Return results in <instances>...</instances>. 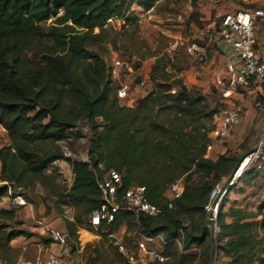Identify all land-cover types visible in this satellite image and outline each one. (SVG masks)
<instances>
[{"label":"trees","instance_id":"1","mask_svg":"<svg viewBox=\"0 0 264 264\" xmlns=\"http://www.w3.org/2000/svg\"><path fill=\"white\" fill-rule=\"evenodd\" d=\"M154 2L0 0V126L9 139V145L0 148V180L29 203H34L30 195L40 185L54 198L59 215L63 208L72 209V220H63L70 251L79 247L80 229L94 230L88 216L102 203L99 185L104 175L114 170L120 176L119 196L143 187L147 202L161 213L151 217L118 212L95 234L113 235L122 228L127 243L131 233L160 236L163 242L157 250L167 259L147 264H264V160L252 156L229 186L213 236L204 206L212 189L230 180L243 155H206L212 130L206 124H212L214 110L167 70L162 59L151 66L150 91L129 107L116 98L109 69L95 50L105 42L109 20L122 19L125 29L137 20L130 13L134 3L150 10ZM49 20L52 24L45 26ZM82 120L92 131L87 160L67 157L59 145ZM57 161L71 166L68 189L60 188L49 173ZM179 180L183 191L168 208L165 192ZM232 192L242 199L231 198ZM5 196L6 188L0 187V199ZM249 200L256 204L248 205ZM14 218V212L0 209L3 257L11 251V240L28 235L15 227L19 223ZM94 252L92 264L98 250ZM116 256L130 264L118 252Z\"/></svg>","mask_w":264,"mask_h":264},{"label":"rangeland","instance_id":"2","mask_svg":"<svg viewBox=\"0 0 264 264\" xmlns=\"http://www.w3.org/2000/svg\"><path fill=\"white\" fill-rule=\"evenodd\" d=\"M154 8L149 12L135 9L137 20L122 29L120 22L107 25V37L104 43L98 44L95 50L99 53L103 63L109 69L113 60L128 63L133 73L122 79L130 84L135 100L145 95L152 88L149 73L156 59H162L167 70L175 73L189 89H194L205 97L211 108L230 107L240 115L239 125L226 138H215L210 134L211 150L207 156L216 159L222 154L248 155L255 151L254 158L260 157L264 145V80L247 89H238L229 98L223 100L220 91L214 87L216 75L225 76L227 53L218 32L210 27L213 19L225 14L264 7V0H183L174 4L168 0H155ZM53 20L47 21L50 26ZM96 30L95 32H97ZM172 46H175L171 49ZM144 81V86L138 84ZM114 86L118 81L113 80ZM125 106L124 102H119ZM213 128V124H206V128ZM214 129V128H213ZM92 131L89 125L80 121L75 128L67 132V139L59 143L65 155L72 159L87 160L90 149ZM2 140V139H1ZM57 161L49 168L62 189L70 186V164ZM199 179L195 180V183ZM42 188V187H41ZM43 190V189H42ZM48 203L50 200L45 191L35 187L33 193ZM231 198L241 200L242 196L232 192ZM167 198L171 197L168 189ZM248 205H255V200H249ZM251 203V204H250ZM67 208L59 215L62 221ZM73 214V211H72ZM80 229L78 238L83 242L89 240V246L69 250L72 264H92L90 259L95 257L94 264H122L116 256L113 238L109 235L99 236L93 231L85 233ZM264 235V234H263ZM116 239L124 243V229L113 234ZM131 242L128 246L135 250L137 236H128ZM149 247L159 249L157 243ZM149 260H146L148 263Z\"/></svg>","mask_w":264,"mask_h":264},{"label":"built area","instance_id":"3","mask_svg":"<svg viewBox=\"0 0 264 264\" xmlns=\"http://www.w3.org/2000/svg\"><path fill=\"white\" fill-rule=\"evenodd\" d=\"M114 22L124 24L122 19L109 20L108 24ZM210 27L218 32L227 53L225 76L216 75L214 83V87L220 91L222 99L226 100L238 89H247L251 85L262 82L264 80V7L225 14L213 19ZM174 47L172 46L171 49ZM109 72L111 79L118 81L115 86V96L118 101L124 102L125 106H134L136 100L131 86L122 79L123 76L129 77L133 73L131 66L116 59L109 67ZM144 85V81L138 84L139 87ZM213 110L212 124L214 129L212 128L208 136L211 134L215 138L221 139L228 137L233 129L239 125L240 115L238 111L230 107H214ZM209 150H211V145L206 147V155ZM252 156L254 154H251L249 159ZM260 158L264 160V155ZM257 168H260V165ZM242 171L240 173L236 171L225 185L215 186L210 193L208 203L204 206L207 213L208 228L213 236L218 233L216 218L221 199L235 179L242 175ZM99 186L102 192V203L97 210L88 216V222L95 231L101 224L109 225L118 212L134 215L144 213L151 217H157L161 213L159 207L147 202L143 187L130 188L119 196L120 176L114 170H110L104 175ZM0 187L6 188L7 197L16 207H26L30 204L8 182L0 180ZM168 191L171 197L168 198L167 207L171 208L174 199L179 197L183 191L182 181L179 180L169 185ZM40 227L44 235L50 237L53 242L60 246L68 245L69 240L66 232L57 231L43 223H40ZM109 236L113 238V246L117 252L130 264H147L146 260L162 263L167 259L157 249L149 247L150 244L163 242L160 236H137V241L134 243L135 250L116 239L115 236ZM36 264H61V262L56 255L48 254L44 260H38Z\"/></svg>","mask_w":264,"mask_h":264},{"label":"crops","instance_id":"4","mask_svg":"<svg viewBox=\"0 0 264 264\" xmlns=\"http://www.w3.org/2000/svg\"><path fill=\"white\" fill-rule=\"evenodd\" d=\"M135 9L149 12L153 8L144 10L134 3L130 8V13L136 17L134 12ZM8 145V134L5 129L0 126V148ZM68 167L71 185V166L68 165ZM36 187L43 191L40 185ZM30 198L34 203H30L26 207H16L7 196L0 199V209L14 212V221L19 223L15 225V227L28 233V235L22 234L11 240L9 243L11 251L8 252L6 257L0 254V264H36L38 260H44L48 254L56 255L60 259L61 264H72L71 257L67 252L68 247L60 246L58 243L53 242L50 237L44 235L40 227V223H43L57 231L65 232L64 222L57 217L58 214L55 210L54 203H48L42 197L33 194L30 195ZM50 200H54V198L51 197ZM67 212H69L70 215L64 216V218L72 220V209L67 208L64 213ZM81 231L89 233L86 230ZM78 241L81 248H84V244L90 242L89 240L83 242L80 237Z\"/></svg>","mask_w":264,"mask_h":264},{"label":"water","instance_id":"5","mask_svg":"<svg viewBox=\"0 0 264 264\" xmlns=\"http://www.w3.org/2000/svg\"><path fill=\"white\" fill-rule=\"evenodd\" d=\"M253 153H255V151H252V152H250L248 155H244V156L241 157V159H240V161H239L237 167L235 168L233 174H235V172L239 170V168H240L241 163L243 162V160H244L246 157H249V156H250L251 154H253ZM232 176H233V175H232ZM231 178H232V177H231ZM231 178H230V179H231ZM34 200H35V197H34Z\"/></svg>","mask_w":264,"mask_h":264},{"label":"bare ground","instance_id":"6","mask_svg":"<svg viewBox=\"0 0 264 264\" xmlns=\"http://www.w3.org/2000/svg\"><path fill=\"white\" fill-rule=\"evenodd\" d=\"M248 161H249V157H246V158L243 160V162L241 163V166H240V168H239V170H238L239 173L244 169V167L246 166V164L248 163Z\"/></svg>","mask_w":264,"mask_h":264}]
</instances>
